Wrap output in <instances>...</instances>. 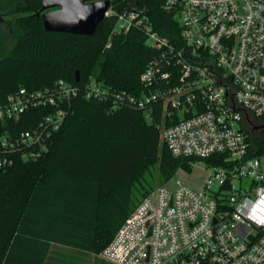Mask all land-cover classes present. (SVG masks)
I'll use <instances>...</instances> for the list:
<instances>
[{
	"label": "built area",
	"instance_id": "1",
	"mask_svg": "<svg viewBox=\"0 0 264 264\" xmlns=\"http://www.w3.org/2000/svg\"><path fill=\"white\" fill-rule=\"evenodd\" d=\"M159 1L175 14L179 40L153 27L145 5L106 12L117 16L115 33L141 28L157 51L142 92L91 75L82 86L59 79L0 97V169L47 155L80 95L111 110L135 105L174 156L226 161L209 166L202 189L163 185L144 197L101 255L119 264H264V166L245 122L264 119V0ZM21 121L31 127L18 129Z\"/></svg>",
	"mask_w": 264,
	"mask_h": 264
},
{
	"label": "trees",
	"instance_id": "2",
	"mask_svg": "<svg viewBox=\"0 0 264 264\" xmlns=\"http://www.w3.org/2000/svg\"><path fill=\"white\" fill-rule=\"evenodd\" d=\"M130 4L147 6L153 27L180 39L179 22L162 1L112 0L119 12ZM5 8L17 17L0 32L1 98L59 79L82 86L91 75L121 92H142L141 73L157 51L141 28L115 33L114 15L92 36L52 32L31 14L42 8V0H0V11ZM5 124L0 118V134ZM30 127L26 121L17 124L20 130ZM253 150L264 154V131L254 134ZM224 156L203 160L222 164ZM197 160L202 158L174 156L137 106L111 110L108 102L78 96L47 155L18 158L0 169V264H44L53 243L101 253L154 188L146 174L152 167L159 164L165 182Z\"/></svg>",
	"mask_w": 264,
	"mask_h": 264
},
{
	"label": "water",
	"instance_id": "3",
	"mask_svg": "<svg viewBox=\"0 0 264 264\" xmlns=\"http://www.w3.org/2000/svg\"><path fill=\"white\" fill-rule=\"evenodd\" d=\"M111 5L112 0H42V11L57 8L43 13V24L46 30L52 32L92 36L106 18ZM76 80L80 81L79 71ZM245 122L252 133L264 128V124H256L248 115Z\"/></svg>",
	"mask_w": 264,
	"mask_h": 264
},
{
	"label": "rangeland",
	"instance_id": "4",
	"mask_svg": "<svg viewBox=\"0 0 264 264\" xmlns=\"http://www.w3.org/2000/svg\"><path fill=\"white\" fill-rule=\"evenodd\" d=\"M6 30L7 29L5 28L4 29L0 28V32H6ZM261 161L264 166V154L261 156ZM209 173H210L209 165L207 164L206 160L202 159V160H197L193 162L192 168L190 170L185 169L183 167H179L175 175L169 181L164 182L161 179V170H160L159 164L152 167L146 174H147V177L151 179L154 183V188L150 192V193H153L160 186H163V185L176 186L179 183L186 184L194 189H202L208 178Z\"/></svg>",
	"mask_w": 264,
	"mask_h": 264
},
{
	"label": "crops",
	"instance_id": "5",
	"mask_svg": "<svg viewBox=\"0 0 264 264\" xmlns=\"http://www.w3.org/2000/svg\"><path fill=\"white\" fill-rule=\"evenodd\" d=\"M44 264H116V262L102 256L101 253L53 243Z\"/></svg>",
	"mask_w": 264,
	"mask_h": 264
},
{
	"label": "flooded vegetation",
	"instance_id": "6",
	"mask_svg": "<svg viewBox=\"0 0 264 264\" xmlns=\"http://www.w3.org/2000/svg\"><path fill=\"white\" fill-rule=\"evenodd\" d=\"M57 8H53V9H49V10H44L42 11L41 8L40 9H37L35 10L33 13L31 14H36L38 17H41L42 20H43V13L46 12V11H51V10H55ZM13 8H5L3 11H0V28L2 29H9V24L11 23V21L13 19H15L17 16H14L13 13ZM10 34H11V30H10ZM10 34H7V36H10ZM258 125H262L264 124V119L261 120L260 122L257 123ZM264 131V128H259V129H256L254 131V134H261L262 132Z\"/></svg>",
	"mask_w": 264,
	"mask_h": 264
}]
</instances>
